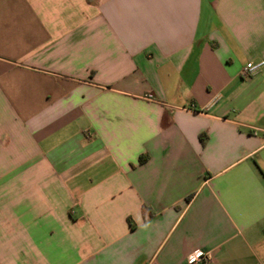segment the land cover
<instances>
[{"label": "crops", "instance_id": "crops-1", "mask_svg": "<svg viewBox=\"0 0 264 264\" xmlns=\"http://www.w3.org/2000/svg\"><path fill=\"white\" fill-rule=\"evenodd\" d=\"M261 62L264 0H0V264H264Z\"/></svg>", "mask_w": 264, "mask_h": 264}, {"label": "built area", "instance_id": "built-area-1", "mask_svg": "<svg viewBox=\"0 0 264 264\" xmlns=\"http://www.w3.org/2000/svg\"><path fill=\"white\" fill-rule=\"evenodd\" d=\"M262 69H264L263 62L258 64L250 63L246 66V68L242 72V78L244 79L250 78L251 76L261 71ZM148 98L151 99L152 97L149 96ZM209 261H210V256L200 251L193 253L188 258V264H207Z\"/></svg>", "mask_w": 264, "mask_h": 264}]
</instances>
